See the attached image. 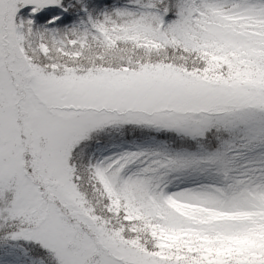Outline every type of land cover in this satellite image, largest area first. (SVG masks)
I'll return each mask as SVG.
<instances>
[{"label":"snow or ice","instance_id":"obj_1","mask_svg":"<svg viewBox=\"0 0 264 264\" xmlns=\"http://www.w3.org/2000/svg\"><path fill=\"white\" fill-rule=\"evenodd\" d=\"M0 264H264V0H0Z\"/></svg>","mask_w":264,"mask_h":264}]
</instances>
